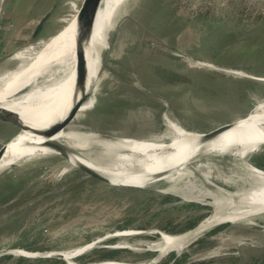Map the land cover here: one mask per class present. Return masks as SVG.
<instances>
[{"label":"rangeland","instance_id":"rangeland-1","mask_svg":"<svg viewBox=\"0 0 264 264\" xmlns=\"http://www.w3.org/2000/svg\"><path fill=\"white\" fill-rule=\"evenodd\" d=\"M83 1H41L42 12L52 11L57 23L46 28L48 35L30 39V55L69 23ZM104 36L97 48L100 80L67 126L83 138L170 140L171 120L188 131H207L264 101V0H123ZM16 132L0 120V143ZM73 149L110 164L95 140ZM251 158L264 161V145ZM191 165L196 173L145 187L101 181L59 153L10 165L0 171V264H66L39 252H69L92 242L74 261L264 264V214L252 224L225 221L202 243L158 258L162 232H186L212 214L216 198L248 189L246 169L231 153H205ZM191 180L197 198L189 196ZM128 229L142 232L107 236Z\"/></svg>","mask_w":264,"mask_h":264},{"label":"bare ground","instance_id":"bare-ground-1","mask_svg":"<svg viewBox=\"0 0 264 264\" xmlns=\"http://www.w3.org/2000/svg\"><path fill=\"white\" fill-rule=\"evenodd\" d=\"M122 1L103 0L89 37L83 43V96L85 99L93 93V87L102 75L101 58L97 48L104 43V30L110 15L116 5ZM76 16L77 14L69 19V23L50 37L33 55L30 53L34 46L16 55L21 59L20 67L0 78V105L12 111L27 128L18 133L9 144L0 160V171L28 157L58 153L43 146L47 140L64 143L71 149H84L90 141L99 142L104 147L110 164L94 163L79 152L70 153L69 162L74 166L84 163L107 176L113 184L135 187H145L155 180L168 176L176 180L183 174H194L196 171L191 162L205 153L235 155L246 169L248 189L244 192H235L229 198H216L212 214L194 228L178 235L162 232L163 244L159 248L162 253L158 258L169 251H182L208 230L225 221L232 223L242 221L252 224L255 222L254 216L264 214V170L247 160L251 153L258 151L264 145V101L258 103L250 115L240 118L232 129L223 131L208 140H203L201 133L185 130L172 120L170 121L172 133L170 140L158 141L131 137L115 139L94 134L83 138L80 133L69 127L49 139L45 137V133L64 120L82 95L81 91L77 90L74 98L72 97L76 76ZM26 59L29 61L23 62ZM50 76H53V79ZM41 78L45 81L42 82ZM32 85L34 86L32 89L19 95L21 90ZM187 188L192 193L189 196L196 197L193 194L196 190L193 180ZM208 191L207 195L213 197L211 195L213 192L209 189ZM214 193L222 194L218 189L214 190ZM140 232L142 231L135 229L119 230L107 236H125ZM93 244L94 242L73 251L54 252L49 255H61L67 259L68 264H78L73 258L81 255ZM15 253L35 256L20 250ZM115 262L118 261L109 260L104 264ZM137 263L151 264V262Z\"/></svg>","mask_w":264,"mask_h":264},{"label":"water","instance_id":"water-1","mask_svg":"<svg viewBox=\"0 0 264 264\" xmlns=\"http://www.w3.org/2000/svg\"><path fill=\"white\" fill-rule=\"evenodd\" d=\"M102 3H103V0H84L79 12L77 13V16H76L77 25L75 27V33L77 36L75 38L76 46H77L76 54H75L76 56V76H75L74 88L72 90L73 91L72 97L74 98V94L76 93L77 90H80L82 95L80 98L77 99L76 103L74 104V106L72 107L68 115L64 118V120L59 122L57 125L52 127L47 133L44 134L45 137L48 139L55 136L57 133L65 129L71 123V121L75 118L78 110L83 105V102L86 100L85 97L83 96V85H84V77H83L84 47H83V43L89 37V34L93 28L95 19L97 17L98 10L101 7ZM51 12L52 11H49L48 13H46L44 17L38 22L33 32V38H36L40 34L47 19L51 15ZM26 91H28V88H24L23 90H21L19 92L20 93L19 95L24 94ZM253 110L248 115H250L253 112ZM245 117H247V115ZM0 120L18 127L19 132H21L22 130H27L25 125L19 120V118L12 111L4 108L1 105H0ZM239 120L240 119L231 120L229 122H225L218 126H215L214 128H211L207 131H202L199 133L202 134L203 140H208L223 131L232 129L234 126L237 125ZM17 135L18 134L13 136L7 142L0 143V160L2 156L4 155V153L7 151L9 144L13 141V139L17 137ZM43 146H46L52 150L57 151L59 154L64 156L66 159H68V161L71 155L70 153H73V152L77 153L75 152L74 149H71V147H69L68 145L64 143H60L58 141L47 140L45 141ZM76 167L96 179H99L107 183H112L111 179H109L107 176L101 174L97 170L91 168L90 166L84 163H78ZM47 252L49 253V252H54V251L39 252V256L41 257L50 256V255H44V253H47ZM53 255L57 256L58 258L63 259L67 264V259H65L63 256L56 255V254H53ZM93 263L94 262H89L86 264H93Z\"/></svg>","mask_w":264,"mask_h":264},{"label":"crops","instance_id":"crops-1","mask_svg":"<svg viewBox=\"0 0 264 264\" xmlns=\"http://www.w3.org/2000/svg\"><path fill=\"white\" fill-rule=\"evenodd\" d=\"M41 1L42 0H0L2 21L0 28V77L20 67L21 59L16 55L26 51V49L33 45L30 43V39L37 40L39 37L48 35L44 34L46 28L56 25L55 23H57V21L49 16L40 34L36 38H33L36 25L45 15V12H42ZM249 111L250 108L248 112L245 110L242 112L241 116L236 119L246 116ZM254 164L256 166L258 165L256 163ZM260 167L264 168L262 165Z\"/></svg>","mask_w":264,"mask_h":264},{"label":"flooded vegetation","instance_id":"flooded-vegetation-1","mask_svg":"<svg viewBox=\"0 0 264 264\" xmlns=\"http://www.w3.org/2000/svg\"><path fill=\"white\" fill-rule=\"evenodd\" d=\"M255 108V106L254 107H252L251 109H250V111H249V113L253 110ZM248 113V114H249ZM247 114V115H248ZM255 159H253V158H251L250 160H249V162L251 163V164H254L255 163ZM258 163H264V161H257ZM263 166V165H262ZM241 222V221H240ZM256 222V221H255ZM229 223H232V222H229ZM238 223V222H237ZM235 224V223H234ZM193 226V225H192ZM218 226V225H217ZM217 226H215V227H217ZM215 227H213L212 229H210V230H208L206 233H204L202 236H200L198 239H196L195 241H193L188 247H193V246H195V244H199V243H202L203 242V240L206 238L205 236L206 235H214V234H216L218 231H216L215 230ZM191 228H193V227H191ZM190 228V229H191ZM217 229V228H216ZM215 231V232H214ZM197 242V243H196Z\"/></svg>","mask_w":264,"mask_h":264},{"label":"built area","instance_id":"built-area-1","mask_svg":"<svg viewBox=\"0 0 264 264\" xmlns=\"http://www.w3.org/2000/svg\"><path fill=\"white\" fill-rule=\"evenodd\" d=\"M1 23L2 21H1V8H0V28H1Z\"/></svg>","mask_w":264,"mask_h":264},{"label":"trees","instance_id":"trees-1","mask_svg":"<svg viewBox=\"0 0 264 264\" xmlns=\"http://www.w3.org/2000/svg\"><path fill=\"white\" fill-rule=\"evenodd\" d=\"M255 163L258 164L257 166H259V167L262 165V164L258 163L257 161H255Z\"/></svg>","mask_w":264,"mask_h":264}]
</instances>
